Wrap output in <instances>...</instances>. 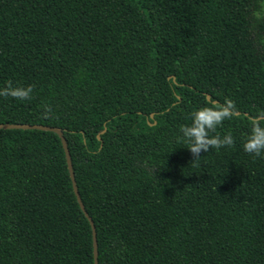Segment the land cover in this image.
<instances>
[{
    "label": "trees",
    "instance_id": "16d2710c",
    "mask_svg": "<svg viewBox=\"0 0 264 264\" xmlns=\"http://www.w3.org/2000/svg\"><path fill=\"white\" fill-rule=\"evenodd\" d=\"M264 0H0V124L62 136L96 264H264ZM232 99L216 135L181 125ZM48 104L53 115L44 117ZM57 134L0 130V264H93Z\"/></svg>",
    "mask_w": 264,
    "mask_h": 264
},
{
    "label": "clouds",
    "instance_id": "9594fccd",
    "mask_svg": "<svg viewBox=\"0 0 264 264\" xmlns=\"http://www.w3.org/2000/svg\"><path fill=\"white\" fill-rule=\"evenodd\" d=\"M34 85L27 87L13 86L12 81H8L6 86L0 89V97L12 98L19 101L32 99ZM44 117L53 115L52 108L48 104L41 106ZM237 115V106L234 100L226 99L223 104H213L212 106L201 107L191 114V124L181 125L180 132L187 149L191 152L195 164L201 152L207 153L210 149H220L222 147H233L235 140L232 134L226 133L221 137L216 135L218 127L223 125L225 120H231ZM250 135L243 144V150L252 155L253 158H264V113H258L250 118Z\"/></svg>",
    "mask_w": 264,
    "mask_h": 264
},
{
    "label": "water",
    "instance_id": "95a60500",
    "mask_svg": "<svg viewBox=\"0 0 264 264\" xmlns=\"http://www.w3.org/2000/svg\"><path fill=\"white\" fill-rule=\"evenodd\" d=\"M11 129L50 131V132H53V133L58 135V137L60 138V141H61V145L63 147L64 154H65L67 169H68V172H69V177H70L71 185H72V190H73L74 196H75V198H76V200L78 202V205H79L80 209L83 211L82 205L80 204V201H79V198H78L75 186H74V181H73L71 166H70V162H69L68 152H67L64 140H63L62 136L60 135V132L57 129H55V128H50V127L40 126V125L0 124V130H11ZM83 214L86 216V219L88 220V222L90 224V227H91L92 243H93V258H94V263L93 264H96V246H95V237H94L95 235H94L92 222H91L90 218L86 215V213L84 211H83Z\"/></svg>",
    "mask_w": 264,
    "mask_h": 264
},
{
    "label": "rangeland",
    "instance_id": "374dc122",
    "mask_svg": "<svg viewBox=\"0 0 264 264\" xmlns=\"http://www.w3.org/2000/svg\"><path fill=\"white\" fill-rule=\"evenodd\" d=\"M263 8H264V3H263Z\"/></svg>",
    "mask_w": 264,
    "mask_h": 264
}]
</instances>
